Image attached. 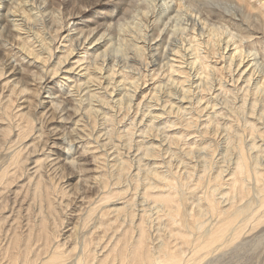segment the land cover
<instances>
[{
    "label": "rangeland",
    "instance_id": "rangeland-1",
    "mask_svg": "<svg viewBox=\"0 0 264 264\" xmlns=\"http://www.w3.org/2000/svg\"><path fill=\"white\" fill-rule=\"evenodd\" d=\"M36 1L38 2L39 0ZM182 2L183 3L180 5L178 4L177 7L185 8V10L188 12L192 9L196 15L198 12H200L203 15V17L210 19L209 23L213 24L216 28L218 27L219 29L224 31L225 34L234 33V35H236V37L234 38V40L235 39L236 40L231 41L227 47H230L231 49L234 47V45H236L235 47L237 48L236 52L235 49H233L231 51V54H234L235 52L234 55H242L243 57H245L244 61H247V64L250 66V67L248 66V73L246 74V76L241 77L237 71L232 73L233 65L231 68H229L228 62L226 63L225 60H220V57L218 55L219 51L215 50L216 47L212 46V43L211 45H209V47L210 50L212 49V51L214 52H211L209 50L207 52L206 50L202 49L203 53L201 55L204 58L210 53L207 56V59L210 61L211 65H213L216 62L213 65L215 67V71L210 76L209 79L210 82L208 80H204V82L206 81L205 82L206 84L202 82L204 86L196 90H193L191 92L186 91L187 85L185 84L182 85L183 87L179 86L174 88L175 87L174 85L177 84V82H180L181 79L177 75H172L171 70H169L170 69L169 65H167V68L169 69L168 70L167 68L165 70L163 69L164 70L163 72H162L161 64H159V66L156 65V67L158 68L149 65L147 67V64L151 59V57H149L150 52L147 49H145L143 50L144 51L142 55L143 57L140 56L138 49L136 48L137 41H129L130 38H128V36L124 37L125 35H123V37L126 39V41H124L122 38H120V35L125 34L129 26L132 27L131 26L132 21H136L137 12L134 11V8L135 10H138L137 6L138 8H141L139 5H146L149 3V0H85V1L84 0L42 1L41 0L39 7H41L43 11L41 12L42 13L41 16L37 19L41 23L43 29L48 30L47 31L48 33L46 32V36L48 35L50 36V38L52 39V44L51 41H46V42L50 43L51 45L50 52L54 55L52 56L51 60L45 64L46 67H43V69H45L44 70L45 72L41 71L42 68H40V64L36 65L32 63L34 59L32 56L30 57L26 56L29 49H31L32 47L28 44V41H23V42L15 41L14 39L16 38L14 36H11L8 32H6L5 29L3 31L2 25H4L5 27H9L10 24L3 21L4 17L0 16V264H23V263L40 264L39 262H41L42 259H44L52 250V248L55 247L56 245H60L59 250L62 249L60 251L64 252L65 254L64 264H68V263L75 264L74 261L76 260L77 252L81 250V248H84L86 251V252L84 251L85 253L82 252L83 253L82 258L87 257L86 255H88L87 257L88 259L86 258L87 260H85V262H82L83 264H102L103 262H104L103 264H135L133 262L137 258L130 256L129 250L132 252L135 251L136 247L138 246L136 240L141 236L140 235L141 230L143 231L144 236L142 237V241H143L142 247L139 248L140 251H147V250L156 251L157 246L160 245L162 241L163 242L166 241L168 244L171 243L172 245L170 244L169 246L172 249L180 245L183 246V248H185L186 246L185 244L183 245V241L180 238L174 236H179L180 234L181 236L184 235L192 236V234L194 235L195 232L197 234V230L195 228V226L198 225L197 221L205 218L204 216H201L198 217L199 219L197 218V220L195 221L193 220V218L189 217L190 211L193 210L196 206L197 209L199 203L202 204V209H205L207 207L206 193L211 188L212 189L216 188V191H214V195H216L215 199L217 198L216 199L217 201H220L219 196L222 193H224V191L226 192L229 191V188L231 186V181H229L228 183L227 182L228 180L226 181L224 179H226L227 177H229V179L231 178L232 175L231 173L235 170V166L237 163L236 157L238 158L239 155H241L240 152L241 153L243 152L245 154L247 153L251 154L254 151L249 147L252 144H249L251 142L248 141L247 138L250 139V137L252 136L251 137L252 140L251 139L250 140L252 141V143L255 144L256 142L257 144H259L261 142V141L259 142V139L264 138V130H263L264 129V118H263L264 95H262V93L258 94L255 92V90H253L255 86L254 84L256 82H258V84H261L264 79V68H263L264 67V0H183ZM1 6L2 5H0V14L2 13L1 12L2 10L4 15L6 9ZM213 6H215V8H213ZM212 8L216 12L220 13V16H216L211 11H207V9H212ZM27 9L28 8L26 7V10ZM50 12H53L52 14L54 16L57 15V20H53L51 18ZM209 13L214 14L215 16L211 15L210 18L208 16ZM109 17H113L112 19L113 24L111 25H109ZM153 17L155 18L156 16L153 15ZM39 22H37V24H39ZM72 26H76L77 28H82L85 32H88L92 28H98V29L102 28L103 30L106 26H110L109 32L111 33V35L114 36L115 41H107V43L103 47L97 48L96 50H94V48L92 49V46L87 47V49L89 50L87 51L88 54H83L84 52H81L77 55H74V57H71L70 59L71 65L68 66L73 67L75 69L77 68V70L76 71L74 70V72H79L78 74H83V71L85 72L86 71L85 68H87V66H85L87 61L85 60L90 59L91 57L90 53H92V56L94 58L95 55H102V54L108 55L113 60L118 61L116 64H119L118 65L119 67H117L116 65L114 67V69L115 68L116 69L113 70L115 71V73H118L119 75L116 81L120 83V87L123 88V92H121V94H126V93L133 94V92L128 90H132L136 85H138V89L134 93L135 97L133 96L134 97L133 102L135 104L133 102H132L133 104L132 103L130 104L129 100L128 102H125L123 104L119 103V101L116 100L112 102L110 97L111 86L110 85L106 86L107 89H105L106 87L104 85H101L100 87L99 86L95 87L94 85H98L97 83L99 80L98 78L96 79L92 76L94 74H92L91 73L92 71L90 70L87 71L88 77L86 78H83L84 75H81L80 77L71 76V79L70 77H68L69 78L68 79L67 77H63L62 75L58 76L57 73V75L55 74L53 76L54 80L53 81L50 80V78H52L51 71L54 69L55 60L60 55H63L60 54V52L63 51L61 50L62 47H65V49L68 48L70 41H68L67 37L65 38V36L70 32H67L66 30L67 28L71 29V33H72L73 31ZM246 27H251V29ZM215 30L214 32L216 33L217 30L216 31ZM219 35H220L219 33L216 34L214 38H218ZM244 36L245 38H248L246 42L242 41ZM241 37L242 39L241 41H239L238 39H240ZM139 42L140 41H138L137 45H141V42L140 43ZM232 42H234V45L232 44ZM158 43L159 41H149V44H151V47L154 50L153 51L154 53L155 52L157 53L160 48H161L160 49L161 52L164 51L165 48L164 44L166 42L163 41L159 43L161 45H157ZM239 44L242 46V49ZM105 47L107 48L105 49ZM79 51H83V50L80 49ZM160 51L157 53V55L160 54ZM245 51L246 53H244ZM216 52L217 54L214 55V53ZM132 53L135 54L133 55ZM136 53L138 55H136ZM227 54H230V51ZM231 54L230 57L232 56ZM255 55L256 56L258 55L259 57L258 56L256 57ZM83 56L87 58H85V60H80L79 58ZM130 56H135V57L138 56L140 57V59L142 58L141 59L142 64L137 65L126 60V58ZM145 56L149 58L147 59L145 58ZM92 58L89 61L90 65H88L91 70L94 67L97 68V65L100 61L99 59L97 63L96 60L98 59L95 60L94 58L93 59ZM250 59L252 64L249 62ZM36 63H39V60L38 61L36 60ZM80 63L83 64L81 65ZM137 67L138 69H136ZM254 67L256 70L251 72L252 71L251 69H253ZM79 68L80 70H78ZM117 69H119L120 71ZM229 69L232 70L230 71ZM135 71L137 72L135 73ZM249 72L251 73L249 74ZM107 74L110 76L111 72H108ZM175 74H177V72ZM125 76L126 78H123ZM95 77H97L96 74ZM89 78L95 79V81L92 82L88 81ZM135 78H137L136 81ZM232 78L234 82L231 81ZM57 79H59V82ZM128 79L129 81H127ZM247 80H250L251 81L250 83L252 84L250 83L248 84L246 82ZM55 81H57L58 83ZM212 81L214 82L216 81L215 84L212 85V83H214ZM61 83L63 87L57 85ZM156 84L157 85L161 84L163 87L161 86L159 93L160 95L153 97L152 96L153 89L154 91H159V89H155ZM247 85L249 86V90L246 93L244 87ZM150 86H154V87H150ZM139 87L143 88L144 90ZM203 87L204 89L211 90L213 96H215L214 94L215 92L213 93L212 89H214V87L218 88L219 89L218 95L220 94L219 96L221 97L217 96L218 98V99L216 98L217 100L214 97L210 98V94L206 95L208 92H206L203 89ZM210 87H212V89H210ZM147 89L148 91L151 89L150 93L151 92L152 93L150 94L147 91ZM89 90L90 91L92 90L91 92L93 93H91ZM200 90L202 94L200 93ZM146 91L148 92L147 96H145L147 93ZM231 91H233L234 93ZM87 92H90V94L89 93L87 94ZM229 92H231V94L233 93L234 95L228 97L226 96L225 98V95H227L225 93H229ZM236 92H239L240 96ZM187 93L189 94L186 96ZM198 93L200 94L198 95ZM69 94L71 95L72 98L69 96ZM53 95L55 96V98L52 97ZM179 95L181 98L183 97L188 101L189 104H185L187 105V107L190 108L194 107L195 109V110L194 109L185 110V105L184 107H179V109L181 108L180 115L182 114L181 115L182 118L180 115H177V112L179 114V111H176V109H178V106L176 107L173 106L174 107L173 110L170 107L169 109L171 110H169L168 109L169 106H156L154 103L149 104V102H146L150 97L156 100L157 99L156 97H160V96L163 97V99L160 100H165V99L168 100L169 98L168 101H173L174 99L172 98L176 96L178 97ZM237 95L239 96L238 101L240 103L237 101V98H235ZM57 97H62V98H57ZM61 99H64L65 102L68 99L67 101L69 102V104H72V102H77L80 99L78 101L79 104L76 106L77 114L79 117H76L77 114L75 116L74 115L70 116L69 114V117H71L69 121L67 122L65 120L63 121L62 118L66 116L67 113L61 115L63 111L59 112L60 108H57L55 107V105H53L54 102ZM193 99L196 100L194 101ZM242 100L244 101V103ZM142 101L143 103H140ZM198 101H201V108L198 105ZM208 102L213 107L212 110L209 109L211 108V106L208 104ZM226 102H228L229 104L228 103L226 104ZM143 104H146V106H144ZM241 104H246L245 106L246 109H243L240 106ZM252 104L255 105L254 107L255 109H258L255 110L257 112L254 111V113H252V111L249 110L250 108L253 107ZM130 105L132 107H130ZM206 105L209 108H207ZM125 107L127 109H125ZM235 108L238 109L237 110L238 112L236 111ZM142 109L144 110V112L141 111ZM220 109L222 111H220ZM247 109L249 110L248 112H251L248 113V116L249 115L251 117L254 116L257 119V121L254 117H253L254 120H252V118L250 117L247 118L246 116L245 119L247 123H242L245 122L243 120L244 118L242 117L247 115L243 111H246ZM158 111L161 114L159 115V117L161 118L163 117L162 119L159 117L158 119L155 118L154 114L158 113ZM168 111L170 114L169 113L167 114ZM184 113L186 114V119L184 118L185 117ZM106 114H108L109 116ZM166 114L169 120L166 119ZM171 114L172 116L169 117ZM190 114L191 115L193 114V116H191ZM102 115H104L105 117ZM143 115L146 116L145 118L148 117L147 118L148 120L145 119ZM91 116H93L94 118H92ZM207 116L209 117L207 118ZM178 117H180L182 120L179 119ZM216 117H218L219 120ZM227 117H228V122H227ZM175 118L178 119L180 122L175 120ZM190 118L191 120L189 124ZM194 118L197 121H195ZM153 119L156 120L153 121ZM164 119L167 120V123L168 121L170 123L167 124L166 120ZM84 120L87 123H85ZM174 120L175 122L173 123ZM75 121L78 122L79 124L78 123L74 124ZM149 121L151 123H149ZM155 121L162 126L158 125ZM184 121H186V123L188 122L187 123L188 126L186 123H184ZM140 122L142 123L141 125ZM154 122L156 123V125ZM206 122L207 123L209 122L208 125ZM219 122H221L222 124ZM240 122L242 123L241 125L244 126H241ZM136 123L140 128L136 125ZM164 123H166L169 127L167 128L166 124ZM179 123H181V125H178ZM217 123L220 124V126ZM191 124H193V127H191L192 126ZM225 124H227V126H225ZM183 125L186 128V130L183 127ZM222 125L224 126V128H222L223 127ZM261 126H263L262 129ZM79 127H80V131H79ZM82 127L86 131L83 130ZM127 127L129 128L127 129ZM207 127H209L210 129L214 128L213 130H217V133L215 134L214 132L216 131H212L214 133V134L212 133L213 135L211 134V132H208L207 135L205 130H202ZM218 127H220V130L223 133L221 131L218 132L219 129ZM129 129L131 130L129 131ZM136 129L139 130L136 131ZM143 130L145 131L143 134L144 136H141ZM178 131L182 134V138L181 135L178 133ZM164 132H166L167 134L168 132L174 133V134L170 133L171 136H173V138L170 137L169 142H168L169 136L166 137V134H164ZM86 133H88V135ZM138 133L140 135V138L138 137L139 135H137ZM155 134L156 135L158 134L156 136L158 139L155 137ZM200 134L202 138L200 137ZM202 134L204 135V137ZM79 136L82 137L79 138ZM162 137H164L165 140H163ZM175 137L178 139H176ZM214 137H217V139ZM222 137L223 139H220ZM95 139L96 140L99 139L98 142ZM138 139H140L139 142L137 141V143H134ZM199 139H202V141L204 142L202 143L201 140L199 141ZM211 139H214V141ZM224 139L227 140L229 144ZM150 140L152 142L156 140L158 143H156L155 141L154 145L157 144L156 146L158 147L154 146ZM243 140L244 142L248 141V143L247 142L244 143ZM197 141L198 143H201V145L197 144ZM218 141L222 144L223 149ZM69 142H71L70 143L71 145L67 144ZM215 142H218V144H215ZM225 142L228 145H226ZM138 143L140 145H136ZM150 144L154 148L151 147ZM202 144L207 145L206 148L203 149ZM232 144L233 145L236 144V145L233 146ZM198 145H200L199 146L200 148L198 147ZM212 145L213 147H211ZM216 145L218 147H216ZM190 146L191 149L193 148L192 150L188 149V147ZM237 146L239 150L237 149ZM167 147H169L170 149H168ZM208 147H211V149ZM228 147H230L229 149L231 148L234 149H231L232 151H230L229 149H227ZM146 148H151L153 150H151L147 155L145 153L147 150ZM225 148L228 151H226ZM206 149L207 151L204 152V150ZM215 149L218 154H216ZM209 150L211 151L208 153ZM233 150H235V152H233ZM257 150L259 151V154H262L261 152L264 153V149L262 148ZM200 151L202 152V154L205 153L206 154L202 156L200 154ZM141 153L143 154V156ZM144 154H145V158H144ZM209 154L210 155L212 154V156L210 157ZM200 155L201 158L199 157ZM214 155L216 157H214ZM212 157H214V159ZM262 157H264L263 154ZM234 158L236 159V161ZM181 160L183 161V163L181 162ZM215 160L218 161V164L215 163L217 162ZM146 161H147V165H145ZM176 162H178L179 164ZM116 164L119 167H117ZM229 165H231L233 168ZM223 166H225V168ZM221 167H223L224 169ZM217 169L219 171H217ZM225 170H227L226 171L227 173L226 174L225 172L223 173L225 174V177L221 179L220 185L219 186L213 185L215 184L213 181L214 177L218 174V172L221 173L222 171ZM164 171L167 173H165ZM119 172L122 173L123 175L119 174ZM155 172L159 175H163L166 177L168 176L167 181L163 182L162 180H158L156 178ZM211 175H213L214 177ZM103 181L105 184L102 183ZM142 181L143 183H141ZM150 181L152 183H150ZM170 182L172 183V185ZM149 183L151 184V186H154V188L152 189L153 191L147 190V186L148 185L150 186ZM177 183L180 185V187ZM156 184L159 185V187H156L157 186ZM175 185L177 188L175 187ZM212 185L213 187H211ZM171 186L172 188L173 187L174 188L172 189ZM203 188L204 190H202ZM184 189L185 192H187L185 194L183 193ZM205 189H207V191ZM192 190L194 191V194ZM138 193L140 194V196ZM150 193L151 195H149ZM160 196H167V197L176 196L177 201H173V202L180 206L181 211L183 208L182 211L183 215L180 214L182 218H180V216L179 217L177 216L178 213H175L173 215L169 214L167 208H165V205L162 204L161 206V204L159 203L160 201H157V199H159ZM179 198L181 200H179ZM197 201H199V203ZM227 201H230L228 197H227ZM184 204L185 206H182ZM156 205L159 208L156 207ZM227 206L228 205H226L225 207ZM161 207H163L164 209ZM186 208L189 210H187ZM184 210H187L188 212H185ZM128 214L135 215V216L132 215V217H130L131 219L133 218L131 221H129L130 219L128 217ZM185 217L186 219H184ZM149 218L150 220H148ZM152 218H154V220ZM170 218H173L174 220ZM261 219L260 220L256 219L258 221H256L254 218L249 219L245 227L241 229V231L244 230L245 233L242 231L240 235L241 238L242 237L243 238L246 237V238L241 239L239 237L240 240L238 238L236 240L237 242L235 241L236 244L235 242L231 243V245L229 244L228 246H226L227 249L225 247L220 248L221 250L219 249L216 251L218 252L217 254L219 255V257L220 255H224V254L225 256L214 262L206 259V262L205 260L203 261L204 264H231V263L232 264H243V263L264 264V240H261L262 236L264 237L263 235L264 229L261 230V228L264 227L263 224L264 218L262 220ZM178 220L179 223H177ZM239 220L240 221L237 220L233 224L236 227V229L238 228L237 226L243 225L245 223V220L243 222L241 217L239 218ZM136 221H138V223ZM212 221L214 222L213 217L209 219L210 224L212 223ZM215 222H216V218H215ZM163 223L166 224L168 227H166V225H163ZM188 224L191 229L193 228V230H191L188 227ZM210 224L208 223V225ZM206 227L202 228L201 230L202 233L206 231ZM178 228H180L182 231L180 232L179 230H177ZM75 229L76 231L78 229L80 230L77 231L79 235L78 233L74 234ZM178 231L180 232V234ZM173 233H177V234H173ZM75 236L77 237L75 238ZM172 236L174 237V239ZM75 240L77 242L79 241L80 244L77 243ZM127 240L128 241L131 240L134 244L131 241L127 242ZM177 241L180 242V245ZM176 242L178 244H175ZM246 242H247V246L245 245ZM125 243L126 244L128 243L131 247H128L129 248L128 249L127 246L129 245L128 244L125 245ZM240 243L244 245L243 246L241 244L243 248L241 247ZM131 244L136 247L133 248ZM75 246L78 247L76 250L77 252L74 251L73 249ZM187 246L189 245L187 244ZM151 247L154 249H152ZM249 247L250 249H248ZM69 248L71 249V252ZM223 248H225L226 250ZM120 255H126V258L122 260L120 258ZM68 256L70 257L68 258ZM105 256L106 257L109 256L107 260H105L106 259ZM70 258H72L73 261ZM223 258H225V260ZM102 259H104V261L100 262ZM221 259H223L224 261H222Z\"/></svg>",
    "mask_w": 264,
    "mask_h": 264
},
{
    "label": "bare ground",
    "instance_id": "bare-ground-1",
    "mask_svg": "<svg viewBox=\"0 0 264 264\" xmlns=\"http://www.w3.org/2000/svg\"><path fill=\"white\" fill-rule=\"evenodd\" d=\"M40 1L41 0H39L38 2L36 1V0H0V5H2L1 7H3V8H5L6 9V11H5V13H4V15H3V11L1 10V14H0V16H3L4 17V20L3 21H5L6 23H9L10 24V26L9 27H5L4 25H2V29H3V31H4V29L6 30V32H8L11 36H14L16 39H14L15 41H28V44L30 45V46H32L31 47V49H29V51H28V53H27V57L29 56H32L33 58V61H32V63H34V64H40V68H42V72H45L44 70L45 69H43V67H46V63L47 62H49L50 60H51V58H52V56H54L51 52H50V47H51V45H50V43H47L46 41H51V44H52V39L50 38V36L48 35V36H46V32L48 31V30H44L43 29V27H42V25H41V23L39 22V20L37 19V18H39L40 16H41V12L43 11L42 9H41V7H39V5H40ZM42 1H44V0H42ZM85 1V0H84ZM183 0H149V3L148 4H146V5H139L141 8H138V6H137V9L138 10H135V8H134V11H136L137 12V16H136V21H132L131 22V26L132 27H130L129 26V28H128V30H127V32L125 33V34H121L120 35V38H122L124 41H126V39L124 38V37H126V36H128V38H130L129 39V41H137V43H138V41H140L141 42V45H137V43H136V48L138 49V52H139V55L140 56H142L143 55V53H144V51L143 50H145V49H147L149 52H150V55H149V57H151V59H150V61H149V63L147 64V67H148V65L149 66H154V67H156V65H158L159 66V64H161V68H162V72L167 68V65H169V68H167V70L169 69V70H171V72H172V75H177V76H179L180 77V82H177V84H175L174 86V88H176V87H179V86H181V87H183L182 85H187V92H191V91H193V90H196V89H198V88H200V87H202V86H204L203 84H202V82L204 83V84H206L205 82H204V80H208L209 81V79H210V76H211V74L215 71V67L213 66V65H211L210 64V61L207 59V56L210 54H208L207 56H205L204 58L202 57V53H203V51H202V49H204V50H206L207 52H208V50L209 51H211V52H214V51H212V49L210 50V47H209V45H211V43H212V46H214V47H216V49L215 50H217V51H219L218 52V55H219V57H220V60H225V62L227 63L228 62V66H229V68H231L232 67V65H233V72L232 73H234L235 71H237L239 74H240V76L241 77H244V76H246V74L248 73V64H247V61H244L245 60V57H243L242 55H234L235 54V52H236V49L237 48H235L236 47V45H234V42H232V44L234 45V47L233 48H231L230 49V47H227L229 44H230V42L231 41H235L234 40V38L236 37V35H234V33H229V34H225V32L224 31H222L221 29H219L218 27L216 28L213 24H211V23H209V18H206V17H203V15L200 13V12H198L197 13V15L194 13V11L191 9L189 12L188 11H186L185 10V8H180V7H177V5L179 4H182L183 2H182ZM146 2V1H145ZM84 3V2H83ZM135 6H136V4H135ZM134 6V7H135ZM26 7L28 8L27 10H26ZM213 8H215V6H213ZM207 9V11H211L212 13H214L216 16H220V13H218V12H216L214 9ZM217 8V7H216ZM217 10H219V9H217ZM133 11V10H132ZM197 12V11H196ZM53 12H50V15H51V18L53 19V20H57V15L56 16H54L53 14H52ZM134 13V12H133ZM72 14V13H71ZM214 14H211V13H209V17L211 18V15H214ZM153 15H155L156 17L154 18L153 17ZM214 15V16H215ZM228 15V14H227ZM33 17V18H32ZM112 19H113V17H109V25H111V24H113V22H112ZM37 22H39V24H37ZM108 23V22H107ZM73 27V31H72V33H71V29H68L67 28V32H70L69 34H67L66 36H65V38L67 37V39H68V41H70V43H69V45H68V48H66L65 49V47H62V49L61 50H63V51H61L60 52V54H63V55H60L59 57H57V59L55 60V62H54V69L51 71V73H52V75H51V77L52 78H50V80L51 81H53L54 79H53V76L56 74L57 75V73H58V76L59 75H62L63 77H70V79H71V76H77V77H80L81 75H84L83 76V78H86V77H88V75H87V71L88 70H90V71H92L91 73L92 74H94V75H92L94 78H98V85H94L95 87L96 86H101V85H104L105 87L106 86H108V85H110L111 86V91H110V97H111V101L113 102V101H119V103H121V104H123V103H125V102H128V100H129V103L131 104L133 101H134V93L136 92V90L138 89V85H136L135 87H134V89H132V90H128V91H131V92H133V94L131 93H126V94H121V92H123V88H121L120 87V83H118L116 80H117V78L119 77V75H118V73H115V69H114V67L117 65V67H119L118 65L119 64H116L118 61H116V60H113L111 57H109L108 55H104V54H102V55H95V58L92 56V53H90V55H91V57H90V59L89 60H85V58H87V57H81V58H79L80 60H85V61H87V63H86V65L85 66H87V68H85L86 69V71L84 72L83 71V74H78L79 72H74V70L76 71L77 70V68L75 69V68H73V67H69L68 65H71V63H70V59H71V57H74V55H77V54H79V53H81V52H84L83 54H88V52L87 51H89L88 49H87V47H89V46H92V49L94 48V50H96L97 48H100V47H103L106 43H107V41H115V39H114V36L113 35H111V33L109 32V27L110 26H106L103 30H102V28H100V29H98V28H92V29H90L88 32H85L82 28H77L76 26H72ZM215 28H216V30H215ZM246 28H250L251 29V27H246ZM214 30L216 31V33L214 32ZM221 30V31H220ZM22 33V35H21V33ZM48 33V32H47ZM220 34L219 35V37L218 38H214V36H216V34ZM123 35H125L124 37H123ZM254 35V34H253ZM221 36V37H220ZM250 36V35H249ZM256 36V35H255ZM246 37H248V36H246ZM251 37V36H250ZM252 37H254V36H252ZM241 39H242V37L240 38V39H238L239 41H241ZM247 39L248 38H245V36H244V38H243V42L245 41H247ZM252 40V39H251ZM31 41V42H30ZM42 41H45V42H42ZM149 41H159V43H161V42H163V41H165L166 43L164 44V51L163 52H161L160 51V49H159V51H160V54L159 55H157V53L159 52H153L154 50H153V48L151 47V44H149ZM139 42V43H140ZM112 43V42H111ZM157 44V45H161V44ZM94 44V45H93ZM130 44V43H129ZM133 44V43H132ZM241 44V43H240ZM239 44V45H240ZM134 45H135V43H134ZM154 45H155V42H154ZM21 46V45H20ZM27 46V45H26ZM25 46V47H26ZM146 46H147V48H146ZM22 47V46H21ZM130 47H131V45H130ZM133 47V46H132ZM160 47V46H159ZM239 47V46H238ZM240 47H241V49H242V46L240 45ZM243 47H245V46H243ZM28 48H30V47H28ZM57 48V47H56ZM107 47H105V49H106ZM156 48V47H155ZM163 48V47H162ZM17 49H19V48H17ZM83 50V51H79V50ZM150 49V50H149ZM157 49V50H158ZM233 49H235V52H234V54H231V51L233 50ZM93 50V51H94ZM123 50V49H122ZM146 50V51H147ZM156 50V49H155ZM92 51V52H93ZM118 51V50H117ZM230 51V54L232 55L231 57H230V54H227L228 52ZM244 51V50H243ZM257 51V50H256ZM26 52V51H25ZM132 52H135V51H132ZM137 52V51H136ZM23 53V52H22ZM148 53V52H147ZM146 53V54H147ZM233 53V52H232ZM244 53H246V51L244 52ZM248 53V52H247ZM43 54H45V55H43ZM133 54V53H132ZM135 54V53H134ZM133 54V55H134ZM215 54H217V52L216 53H214V55ZM227 54V55H226ZM258 54H260V53H258ZM136 55H138L137 53H136ZM135 55V56H136ZM217 55V56H218ZM249 55V54H248ZM25 56V57H26ZM135 56H130V57H127L126 58V60H128L129 62H132L133 64H137V65H139V64H142V58L140 59V57H135ZM256 56V55H255ZM258 56V55H257ZM256 56V57H257ZM94 58L95 60L96 59H98V60H96V62L98 63V61H99V59H100V61H99V63H98V65H97V68H92V70L89 68V66L88 65H90L89 63V61L91 60V58ZM143 57V56H142ZM148 57V58H149ZM249 57V56H248ZM259 57V56H258ZM36 58V59H35ZM92 58V59H93ZM145 58H147L146 56H145ZM147 58V59H148ZM254 58V57H253ZM211 59V58H210ZM36 60L38 61L39 60V63H36ZM53 60V59H52ZM217 60H219V59H217ZM254 60V59H253ZM94 61V60H93ZM144 61H145V59H144ZM213 61V60H212ZM211 61V62H212ZM216 61V60H215ZM259 61V60H258ZM120 62V61H119ZM251 64H252V62H251V59H250V61H249ZM94 63V62H93ZM81 64V63H80ZM83 64V63H82ZM81 64V65H82ZM125 64V63H124ZM132 64V65H133ZM45 65V66H44ZM66 65H67V67H66ZM126 65V64H125ZM146 65V64H145ZM260 65V64H259ZM99 66V67H98ZM121 66V65H120ZM223 66V65H222ZM255 66V65H254ZM261 66V65H260ZM259 66V67H260ZM69 67V68H68ZM84 67V66H83ZM142 67V66H141ZM146 67V68H147ZM250 67V66H249ZM125 68V67H124ZM156 68H158V67H156ZM160 68V67H159ZM224 68V67H223ZM235 68V69H234ZM264 68V67H263ZM114 69V70H113ZM120 69V68H119ZM119 69H117V70H119ZM122 69V68H121ZM129 69V68H128ZM136 69H138V67L136 68ZM135 69V70H136ZM142 69V68H141ZM148 69V68H147ZM164 69V70H163ZM198 69H200V70H198ZM250 69V68H249ZM78 70H80V68L78 69ZM140 70V69H139ZM146 70V69H145ZM152 70V69H151ZM230 70V69H229ZM232 70V69H231ZM230 70V71H231ZM252 71L251 72H253V71H255L256 69H255V67L253 68V69H251ZM257 70H258V68H257ZM120 71V70H119ZM158 71V70H157ZM108 72H111V74H110V76L107 74ZM127 72V71H126ZM134 72V71H133ZM137 71H135V73H136ZM147 72H148V70H147ZM147 72H146V74H147ZM166 72V71H165ZM177 72V74H175ZM216 72H217V70H216ZM227 72V71H226ZM251 72H249V74L251 73ZM261 72V71H260ZM139 73V72H138ZM167 73V72H166ZM170 73V72H169ZM219 73V72H218ZM69 74H72V75H69ZM85 74H86V76H85ZM95 74L97 75V77H95ZM141 74V73H140ZM156 74V73H155ZM162 74V73H161ZM228 74V73H227ZM226 74V75H227ZM248 74V75H249ZM257 74V73H256ZM115 75V76H114ZM127 75V74H126ZM247 75V76H248ZM258 75H259V73H258ZM145 76V75H144ZM158 76V75H157ZM217 76V75H216ZM234 76V75H233ZM57 77V76H56ZM128 77V76H127ZM136 77H138V76H136ZM147 77V76H146ZM145 77V78H146ZM174 77V76H173ZM221 77H222V75H221ZM226 77V76H225ZM67 78H65V79H67ZM123 78H126V76L125 77H123ZM144 78V77H143ZM229 78H231V77H229ZM234 78V77H233ZM233 78H232V82H234L233 81ZM69 79V78H68ZM136 79L137 78H135V81H136ZM166 79H168V78H166ZM165 79V80H166ZM216 79H218V78H216ZM238 79V78H237ZM252 79V78H251ZM263 79V78H262ZM58 80V82H59V79H57ZM85 80V79H84ZM139 80H140V78H139ZM153 80V79H152ZM159 80V79H158ZM215 80V79H214ZM235 80V79H234ZM83 81V80H82ZM88 81H95V79H88ZM127 81H129V79L127 80ZM138 81V80H137ZM145 81V80H144ZM167 81V80H166ZM220 81V80H219ZM255 81V80H254ZM55 82H57V81H55ZM57 82V83H58ZM84 82V81H83ZM109 82H110V84H109ZM139 82V81H138ZM154 82V81H153ZM159 82V81H158ZM163 82V81H162ZM210 82V81H209ZM212 82H214V81H212ZM216 82V81H215ZM215 82L214 83H212V85L213 84H215ZM248 84L251 82L250 80H247L246 81ZM64 83V82H63ZM87 83V82H86ZM131 83V82H130ZM176 83V82H175ZM223 83V82H222ZM77 84V83H76ZM89 84V83H88ZM226 84V83H225ZM250 84H252V83H250ZM57 85H59V86H61V87H63V85H62V83L61 84H57ZM168 85V84H167ZM208 85H209V83H208ZM224 85V84H223ZM240 85V84H239ZM255 86H254V89L253 90H255V92L256 93H262V95H264V79H263V81H262V83L261 84H258V82H256L255 84H254ZM73 86V85H72ZM161 84H156V88L155 89H159V91H154V89H153V94H152V96L153 97H155V96H157V95H160L159 93H160V89H161ZM205 86H207V85H205ZM86 87H87V85H86ZM150 87H154V86H150ZM163 87V86H162ZM252 87H253V85H252ZM71 88V87H70ZM84 88H85V86H84ZM139 88H141V87H139ZM173 88V87H172ZM245 88V91H246V93L248 92V90H249V86L247 85V86H245L244 87ZM80 89V88H79ZM92 89V88H91ZM105 89H107V87L105 88ZM125 89V88H124ZM141 89H143V88H141ZM167 89H168V87H167ZM185 89V88H184ZM202 89V88H201ZM203 89H204V87H203ZM202 89V90H203ZM210 89H212V87H210ZM238 89V88H237ZM74 90V89H73ZM144 90V89H143ZM151 90V89H150ZM150 90L148 91V89H147V91L150 93ZM175 90H177V89H175ZM206 92H208L206 95H208V94H210V98H212V97H214L215 99L217 98V96H219L218 95V92H219V89L218 88H215L214 87V89H212L213 90V93L215 94V96H213L212 95V92H211V90H208V89H204ZM90 91V90H89ZM92 91V90H91ZM90 91V92H91ZM95 91H97V90H95ZM127 91V92H128ZM146 91V92H147ZM162 91V90H161ZM185 91V92H186ZM198 91V90H197ZM223 91V90H222ZM76 92V91H75ZM79 92H80V90H79ZM90 92H87V94L89 93L90 94ZM148 92L146 93V95L145 96H147L148 95ZM151 92V93H152ZM166 92V91H165ZM231 92H233V91H231ZM231 92H229V93H225V94H227V95H225V98H226V96L228 97V96H232V95H234L233 93L231 94ZM91 93H93V92H91ZM139 93V92H138ZM150 93V94H151ZM173 93V92H172ZM200 93H201V90H200ZM200 93H198V95L200 94ZM236 93H238V95L240 96V94H239V92H236ZM53 94V93H52ZM51 94V95H52ZM99 94H101V93H99ZM143 94V93H142ZM169 94V93H168ZM179 94V93H178ZM189 93H187L186 94V96L188 95ZM202 94V93H201ZM60 95V94H59ZM86 95V94H85ZM104 95V94H103ZM140 95V94H139ZM138 95V96H139ZM144 95V94H143ZM166 95V94H165ZM181 95V94H180ZM180 95L177 97H174V98H172V99H174L173 101H168L169 100V98H168V100H160V99H163V97L162 96H160V97H156L157 99L155 100L154 98H152V97H150L149 99H148V101H146V102H149V104L150 103H154L156 106H169L168 107V109L171 107L172 108V110L174 109V107L173 106H178V109H179V107H184V105L185 104H189L188 103V101L186 100V99H184L183 97L181 98L180 97ZM221 95H223V94H221ZM237 95V96H238ZM69 96L71 97V95L69 94ZM100 96V95H99ZM98 96V97H99ZM134 96V97H133ZM151 96V95H150ZM167 96V95H166ZM169 96V95H168ZM202 96V95H201ZM235 97V98H237V101H238V98H239V96L238 97ZM250 96V95H249ZM50 97V96H49ZM53 98H55V96L53 95L52 96ZM65 97V96H64ZM75 97V96H74ZM77 97H79V96H77ZM93 97V96H92ZM219 97H221V96H219ZM223 97V96H222ZM242 97H243V95H242ZM247 97V96H246ZM251 97V96H250ZM249 97V98H250ZM260 97H261V95H260ZM57 98H62V97H57ZM57 98H56V100H57ZM72 98V97H71ZM84 98H86V97H84ZM136 98H137V96H136ZM165 98V97H164ZM198 98H199V96H198ZM204 98V97H203ZM234 98V99H235ZM248 98V99H249ZM52 99V98H51ZM68 99H69V97H68ZM67 99V100H68ZM108 99V98H107ZM110 99V98H109ZM145 99V98H144ZM197 99V98H196ZM196 99H193L194 101L196 100ZM201 99V98H200ZM218 99V98H217ZM216 99V100H217ZM222 99V98H221ZM253 99V98H252ZM251 99V100H252ZM55 100V99H54ZM66 100V102L64 101V99H61V100H58V101H56V102H54L53 103V105H55V107H57V108H60V110H59V112L60 111H63V113L61 114V115H64V114H66L67 113V115L66 116H62L63 118H62V120L64 121H69V119L71 118V117H69V114H70V116H72V115H76L77 114V108H76V106L79 104V100L77 101V102H72L71 100V102H72V104H69V102ZM77 100V99H76ZM89 100V99H88ZM87 100V101H88ZM202 100V99H201ZM212 100V99H211ZM219 100H220V98H219ZM103 101H104V99H103ZM140 101V100H139ZM193 101V102H194ZM213 101V100H212ZM243 101V100H242ZM51 102H53V101H51ZM50 102V103H51ZM106 102V101H105ZM110 102V101H109ZM146 102H144V103H146ZM161 102V103H160ZM205 102V101H204ZM214 102H215V100H214ZM217 102V101H216ZM222 102V101H221ZM239 102V101H238ZM246 102V101H245ZM90 103H92V102H90ZM134 103V102H133ZM132 103V104H133ZM140 103H143V101L142 102H140ZM139 103V104H140ZM160 103V104H159ZM206 103V102H205ZM228 102H226V104H227ZM229 103H230V101H229ZM228 103V104H229ZM237 103V102H236ZM240 103V102H239ZM243 103H244V101H243ZM248 103V102H247ZM251 103H253V102H251ZM117 104V103H116ZM135 104V103H134ZM208 104H209V102H208ZM223 104V103H222ZM235 104V103H234ZM250 104V103H249ZM264 104V103H263ZM51 105V104H50ZM114 105V104H113ZM144 106H146V104H143ZM198 105H199V107L201 108V101H198ZM210 105V104H209ZM225 105V104H224ZM253 105V104H252ZM252 105H251V107H252ZM97 106V105H96ZM129 106V105H128ZM139 106H141V105H139ZM147 106H148V103H147ZM190 106V105H189ZM197 106V105H196ZM207 106V105H206ZM206 106H204V107H206ZM211 106V105H210ZM214 106V105H213ZM220 106V105H219ZM226 106H228V105H226ZM225 106V107H226ZM243 109H246L245 108V106H246V104H241L240 105ZM130 107H132L131 105H130ZM136 107V106H135ZM193 107V106H192ZM255 107V105H253V107L252 108H250L249 110H251L252 111V113H254V111L255 110H258V109H255L254 108ZM137 108V107H136ZM142 108V107H141ZM149 108V107H148ZM147 108V109H148ZM154 108V107H153ZM167 108V107H166ZM207 108H209L208 106H207ZM212 106H211V108H209V109H211L212 110ZM241 108V109H242ZM91 109V108H90ZM96 109H98V108H96ZM105 109V108H104ZM103 109V110H104ZM119 109H120V107H119ZM125 109H127L126 107H125ZM157 109V108H156ZM178 109H176V111H179V114H178V112H177V115H180V110H181V108L178 110ZM193 110L194 109V107L193 108H190V107H187V105H185V110ZM199 109V108H198ZM222 109V108H221ZM220 109V111H222ZM227 109V108H226ZM236 109V108H235ZM92 110V109H91ZM102 110V111H103ZM118 110V109H117ZM116 110V111H117ZM121 110H123V109H121ZM136 110V109H135ZM138 110V109H137ZM165 110V109H164ZM169 110H171V109H169ZM195 110V109H194ZM219 110V109H218ZM224 110V109H223ZM238 109H236V111H237ZM248 109L246 110V111H243L244 113H246L247 115H245L244 117H242V118H244L243 120L245 121V122H242V123H247L246 122V119H245V117L247 116V118H252V120H254V118L253 117H251L250 115L248 116V113H251V112H248L249 111ZM260 110V109H259ZM263 110H264V108H263ZM262 110V111H263ZM98 111V110H97ZM120 111V110H119ZM126 111H128V110H126ZM133 111V110H132ZM141 111H143L144 112V110L142 109ZM166 111H167V109H166ZM206 111H208V110H206ZM72 112V113H71ZM80 112V111H79ZM78 112V113H79ZM106 112V111H105ZM149 112H150V110H149ZM163 112V111H162ZM195 112V111H194ZM205 112V111H204ZM212 112V111H211ZM214 112V111H213ZM218 112V111H217ZM238 112V111H237ZM255 112H257V111H255ZM259 112H261V111H259ZM83 113V112H82ZM82 113H81V115H82ZM147 113V112H146ZM153 113V112H152ZM169 113V111L167 112V114ZM172 113V112H171ZM232 113V112H231ZM240 113V112H239ZM263 113H264V111H263ZM80 114V113H79ZM96 114V113H95ZM140 114H141V112H140ZM145 114V113H144ZM165 114V113H164ZM167 114H166V119H168L169 120V118L167 117ZM170 114V113H169ZM208 114V113H207ZM220 114V113H219ZM228 114V113H227ZM106 115H108V114H106ZM147 115V114H146ZM159 115H161L160 113H159V111H158V113H156V114H154V116H155V118L156 119H158V117H159ZM174 115V114H173ZM182 115V114H181ZM180 115V116H181ZM184 115H185V119H186V114L184 113ZM183 115V116H184ZM188 115V114H187ZM191 115V114H190ZM210 115H213V114H210ZM224 115V114H223ZM239 115V114H238ZM73 116V117H74ZM102 116H104V115H102ZM109 116V115H108ZM113 116V115H112ZM135 116H136V113H135ZM138 116V115H137ZM144 116V115H143ZM153 116V117H154ZM172 116V114L169 116V117H171ZM176 116V115H175ZM174 116V117H175ZM191 116H193V114L191 115ZM216 116V115H215ZM214 116V117H215ZM222 116V115H221ZM226 116V115H225ZM260 116V115H259ZM258 116V117H259ZM76 117H79L78 116V114H77V116ZM92 118H94L93 116H91ZM105 117V116H104ZM111 117V116H110ZM116 117H117V115H116ZM141 117H142V115H141ZM146 116H144V118H145ZM173 117V118H174ZM209 116H207V118H208ZM213 117V118H214ZM262 117V116H261ZM99 118V117H98ZM103 118V117H102ZM123 118V117H122ZM148 118V117H147ZM147 118H145V119H147ZM152 118V117H151ZM159 118H161V117H159ZM163 118V117H162ZM161 118V119H162ZM177 118V117H176ZM175 118V120H177V121H179L178 119H176ZM179 119H181L182 118V116H181V118L180 117H178ZM192 118V117H191ZM191 118L189 119V124H190V120H191ZM212 118V117H211ZM217 119H218V117H216ZM215 118V119H216ZM260 118V117H259ZM264 118V117H263ZM110 119V118H109ZM117 119V118H116ZM125 119H127V118H125ZM144 119V120H145ZM149 119H150V117H149ZM156 119H153V121L154 120H156ZM160 119V120H161ZM166 119H164V120H166ZM226 119V118H225ZM224 119V120H225ZM231 119V118H230ZM256 119V118H255ZM93 120V119H92ZM135 120H137V119H135ZM139 120H141V119H139ZM148 120V119H147ZM173 120V119H172ZM171 120V121H172ZM175 120L173 121V123L175 122ZM182 120V119H181ZM194 120H195V118H194ZM193 120V121H194ZM219 120V119H218ZM232 120V119H231ZM234 120V119H233ZM241 120V119H240ZM242 120V121H243ZM58 121V120H57ZM88 121V120H87ZM112 121V120H111ZM146 121V120H145ZM144 121V122H145ZM153 121H152V124H153ZM162 121V120H161ZM187 121V120H186ZM186 121H184V123H186ZM195 121H197V120H195ZM236 121V120H235ZM256 121H257V119H256ZM260 121V120H259ZM70 122H71V120H70ZM84 122H85V120H84ZM89 122V121H88ZM91 122V121H90ZM147 122V121H146ZM156 122V121H155ZM154 122V123H155ZM160 122V121H159ZM180 122V121H179ZM181 122H183V121H181ZM211 122V121H210ZM227 122H228V117H227ZM233 122V121H232ZM249 122V121H248ZM73 123V122H72ZM75 123H78V122H74V124ZM81 123H82V121H81ZM85 123H87V122H85ZM92 123V122H91ZM97 123V122H96ZM149 123H151L150 121H149ZM157 123V122H156ZM156 123H155V125H156ZM166 123H167V120H166ZM166 123H164V124H166ZM168 123H170L169 121H168ZM167 123V124H168ZM188 123V122H187ZM186 123V124H187ZM193 123V122H192ZM197 123V122H196ZM207 123V122H206ZM209 123V122H208ZM208 123H207V125H208ZM219 123H221V122H219ZM241 122H240V125L242 124ZM259 123V122H258ZM79 124V123H78ZM138 124H139V122H138ZM142 123L140 122V125H141ZM158 124V123H157ZM161 124H163V123H161ZM166 124V126H167V128L169 127L168 125ZM194 124V123H193ZM193 124H191L192 126L191 127H193ZM198 124H199V122H198ZM212 124V123H211ZM214 124V123H213ZM218 124V123H217ZM222 124V123H221ZM223 124H224V122H223ZM257 124V123H256ZM73 125V124H72ZM77 125V124H76ZM83 125V124H82ZM87 125V124H86ZM94 125V124H93ZM136 125H137V123H136ZM135 125V126H136ZM158 125H160V124H158ZM169 125H171V124H169ZM174 125V124H173ZM172 125V126H173ZM177 125V124H176ZM178 125H181V123H179ZM219 126H220V124H218ZM231 125V124H230ZM260 125H261V123H260ZM84 126V125H83ZM88 126H90V125H88ZM99 126V125H98ZM132 126V125H131ZM138 126V125H137ZM147 126H148V124H147ZM160 126H162V125H160ZM165 126V127H166ZM172 126H170V127H172ZM186 126V125H185ZM187 126H188V124H187ZM223 126V125H222ZM225 126H227V124H225ZM241 126H244V125H241ZM250 126V125H249ZM256 126V125H255ZM76 127V126H75ZM74 127V128H75ZM106 127V126H105ZM139 127V126H138ZM145 127H146V125H145ZM150 127V126H149ZM157 127V126H156ZM164 127V126H163ZM176 127V126H175ZM180 127V126H179ZM178 127V128H179ZM183 127H184V125H183ZM216 127V126H215ZM248 127V126H247ZM246 127V128H247ZM260 127V126H259ZM77 128V127H76ZM83 128V127H82ZM82 128H81V131H82ZM94 128V127H93ZM104 128V127H103ZM129 127H127V129H128ZM140 128V127H139ZM160 128V127H159ZM166 128V129H167ZM177 128V127H176ZM185 128V127H184ZM188 128H190V127H188ZM196 128V127H195ZM219 128V129H218ZM217 129H218V132L219 131H221L220 130V127H218ZM222 128H224V126L222 127ZM227 128V127H226ZM235 128V127H234ZM263 128V126H261V129ZM88 129V128H87ZM143 129V128H142ZM148 129H151V128H148ZM157 129V128H156ZM165 129V130H166ZM173 129V128H172ZM214 128H212V129H210L209 127H207V128H205V129H202V130H205V132H206V134L208 133V132H211V134L213 133L212 131H216V132H214L215 134L217 133V130H213ZM242 129H243V127H242ZM77 130V129H76ZM75 130V131H76ZM83 130H85L84 128H83ZM102 130V129H101ZM131 129H129V131H130ZM137 130H139V129H136V131ZM161 130V129H160ZM171 130V129H170ZM178 130V129H177ZM185 130H186V128H185ZM196 130V129H195ZM259 130H260V128H259ZM264 130V129H263ZM79 131H80V127H79ZM86 131V130H85ZM124 131V130H123ZM141 131V130H140ZM147 131V130H146ZM162 131V130H161ZM161 131H159V132H161ZM164 131V130H163ZM167 131V130H166ZM169 131V130H168ZM180 131V130H179ZM178 131V133L181 135V138H182V134L180 133ZM183 131V130H182ZM229 131V130H228ZM236 131V130H235ZM241 131H243V130H241ZM84 132V131H83ZM90 132V131H89ZM96 132V131H95ZM108 132H109V129H108ZM142 132V131H141ZM144 130H143V133H142V135L141 136H144L143 134H144ZM156 132V131H155ZM192 132V131H191ZM199 132H201V131H199ZM222 132V131H221ZM225 132V131H224ZM255 132V131H254ZM98 133V132H97ZM127 133V132H126ZM134 133V132H133ZM132 133V134H133ZM152 133H153V131H152ZM163 133V132H162ZM171 132H168V134L166 133V132H164V134H166V137H168L169 136V139H168V142H169V140H170V137H172L173 138V136H171V134H174V133H171ZM184 133V132H183ZM196 133V132H195ZM213 133V134H214ZM223 133V132H222ZM226 133V132H225ZM228 133V132H227ZM233 133V132H232ZM242 133H244V132H242ZM241 133V134H242ZM80 134V133H79ZM87 135H88V133H86ZM128 134V133H127ZM141 134V133H140ZM176 134V133H175ZM199 134V133H198ZM212 134V135H213ZM236 134V133H235ZM235 134H234V136H235ZM246 134V133H245ZM82 135V134H81ZM84 135V134H83ZM89 135H90V133H89ZM92 135V134H91ZM98 135V134H97ZM107 135V134H106ZM126 135V134H125ZM137 135H139V133L137 134ZM136 135V136H137ZM153 135H154V133H153ZM158 135V134H157ZM156 134H155V137L157 136ZM160 135H161V133H160ZM178 135V134H177ZM179 135V136H180ZM192 135V134H191ZM203 135V134H202ZM208 135V134H207ZM248 135V134H247ZM134 136H135V134H134ZM148 136H150V135H148ZM186 136V135H185ZM80 137H82V136H79V138ZM92 137V136H91ZM139 138H140V135L138 136ZM153 137V136H152ZM160 137V136H159ZM165 137V138H166ZM178 137V136H177ZM200 137L202 138V136H201V134H200ZM203 137H204V135H203ZM209 137H210V135H209ZM221 137V136H220ZM245 137V136H244ZM252 137V136H251ZM250 137V139L252 140V138ZM60 138V137H59ZM69 138V137H68ZM84 138V137H83ZM90 138V137H89ZM99 138V137H98ZM127 138V137H126ZM143 138H145V137H143ZM157 138V137H156ZM155 138V139H156ZM176 138V137H175ZM180 138V139H181ZM194 138V137H193ZM198 138V137H197ZM214 138H216L217 139V137H214ZM232 138V137H231ZM55 139H57V138H55ZM64 139H65V137H64ZM66 139H67V136H66ZM94 139V138H93ZM97 139V138H96ZM95 139V140H96ZM149 139V138H148ZM158 139V138H157ZM162 139L163 140H165L164 139V137H162ZM176 139H178V138H176ZM186 139V138H185ZM191 139V138H190ZM196 139V138H195ZM219 139V138H218ZM220 139H223V137L222 138H220ZM225 139H227V138H225ZM224 139V140H225ZM248 139V141H250L251 143H249V144H252L251 146H249L252 150H254L251 154H249V153H247V154H245V153H241L240 151V154L241 155H239V157L237 158L236 157V159H237V163H236V166H235V170L231 173L232 175H231V178L229 179V177H227L226 179H224V180H228L227 182L229 183V181H231V186H230V188H229V191L228 192H226V191H224V193H222L220 196H219V198H220V201H217L216 199H215V197H216V195H214V191H216V188H214V189H210V190H208V192L206 193V200H207V207L205 208V209H202V204H200L199 203V201H197L199 204H198V208L196 209V207L193 209V210H191L190 211V216L189 217H191V218H193V220H197V218L198 217H201V216H204L205 218L204 219H202V220H198L197 221V223H198V225L197 226H195V228H196V230H197V234H196V232H195V230H194V232H195V234L193 235L192 234V236H189V235H184V236H181V234H180V232L182 231L180 228H178L177 230H179L178 232H179V236H174V237H177V238H180L182 241H183V245L185 244V248H183V246H181L180 245V242H178L179 243V245L180 246H178V247H175L174 249H172L169 245L171 244H168L166 241L165 242H161V244L160 245H158L157 246V250L156 251H149V250H147V251H140L139 250V248L140 247H142V244H143V241H142V237L144 236L143 235V231L141 230L140 232V237L139 238H137V240H136V242H137V244H138V248L136 247V246H133L132 244V246H133V248L134 247H136V249H135V251H130L129 250V254H130V256H132V257H134V258H137V259H135V261L133 262V263H135V264H204V260H205V262H206V259L207 260H209V261H217V260H219L220 258H222L223 256H225V254L224 255H220V257H219V255L217 254L218 252H216L217 250H219L220 248H222V247H225L226 248V246H228L229 244L231 245V243H234L239 237H240V235H241V232L243 231L244 232V230H242L241 231V229L243 228V227H245V225L248 223V221H249V219H251V218H254L255 220L256 219H258V220H260L261 218L263 219L264 218V157H262V154L264 155V153L263 152H261V151H263V150H261L260 152L262 153V154H259V151L257 150V149H260V148H262V149H264V138H260L259 139V144H257V142H256V144L255 143H252V141L249 139V138H247ZM59 140H61V139H59ZM63 140V139H62ZM94 140V141H95ZM99 140V139H98ZM98 140H96L97 142H98ZM105 140V139H104ZM107 140V139H106ZM111 140V139H110ZM130 140V139H129ZM133 140V139H132ZM135 140V139H134ZM139 140L140 139H138V140H136V142H134V143H137V141L139 142ZM145 140V139H144ZM201 140V142L203 143L204 141H202V139H199V141ZM205 140V139H204ZM210 140V139H209ZM211 140H213L214 141V139H211ZM227 140H229V139H227ZM227 140H225V141H227ZM232 140V139H231ZM241 140V139H240ZM65 141V140H64ZM63 141V142H64ZM73 141V140H72ZM71 141V142H72ZM151 141V140H150ZM149 141V142H150ZM155 141L156 140H154L153 142H152V144L154 145V143H155ZM159 141V140H158ZM172 141V140H171ZM173 141H174V139H173ZM191 141V140H190ZM208 141V140H207ZM212 141V142H213ZM246 141V140H245ZM248 141H246L247 143H248ZM66 142H68V141H66ZM71 142H69V143H67V144H69V145H71L70 143ZM125 142V141H124ZM143 142V141H142ZM141 142V143H142ZM148 142V143H149ZM161 142V141H160ZM219 142V141H218ZM218 142H215V144H218ZM223 142V141H222ZM240 142V141H239ZM242 142V141H241ZM243 142H244V140H243ZM246 142H244V143H246ZM88 143V142H87ZM96 143V142H95ZM105 143V142H104ZM156 143H158L157 141H156ZM191 143V142H190ZM206 143V142H205ZM204 143V144H205ZM220 143V142H219ZM224 143V142H223ZM226 143V142H225ZM227 143H228V141H227ZM226 143V145H228ZM231 143V142H230ZM235 143H236V141H235ZM53 144V143H52ZM163 144V143H162ZM166 144V143H165ZM170 144V143H169ZM197 144H200L201 145V143H198V141H197ZM197 144H195V145H197ZM221 144V143H220ZM219 144V145H220ZM68 145V146H69ZM100 145V144H99ZM136 145H140L139 143L138 144H136ZM145 145H146V143H145ZM151 145V144H150ZM157 145V144H156ZM156 145H154V146H156ZM159 145V144H158ZM173 145V144H172ZM195 145H194V147H195ZM200 145H198V147L200 146ZM203 145V144H202ZM210 145V144H209ZM233 145V144H232ZM231 145V146H232ZM236 145V144H235ZM235 145H233V146H235ZM245 145V144H244ZM248 145V144H247ZM84 146V145H83ZM141 146H142V144H141ZM165 146V145H164ZM189 146V145H188ZM205 146V147H204ZM206 146L207 145H203L202 147H203V149L204 148H206ZM221 147H222V144L220 145ZM225 146V145H224ZM87 147V146H86ZM151 147H153L152 145H151ZM156 147H158V146H156ZM155 147V148H156ZM172 147V146H171ZM193 147V146H192ZM211 147H213V145L211 146ZM211 147H208V148H210L211 149ZM215 147V146H214ZM216 147H218L217 145H216ZM144 148V147H143ZM154 148V147H153ZM163 148V147H162ZM168 149H170L169 147H167ZM200 148V147H199ZM230 147H228L227 149H229ZM70 149V148H69ZM118 149V148H117ZM132 149V148H131ZM142 149V148H141ZM140 149V150H141ZM147 149V150H146ZM145 150H146V154L148 155V153L151 151V150H153V149H151V148H146ZM187 149V148H186ZM188 149L190 150L191 149V146L190 147H188ZM193 149V148H192ZM191 149V150H192ZM202 149V148H201ZM222 149H223V147H222ZM221 149V150H222ZM226 149V148H225ZM226 149V151H228ZM231 149H234V148H231ZM231 149H229L230 151H232ZM237 149L239 150V148H238V146H237ZM242 149V148H241ZM163 150V149H162ZM220 150V149H219ZM237 150V151H238ZM243 150V149H242ZM251 150V151H252ZM111 151V150H110ZM164 151V150H163ZM169 151V150H168ZM171 151V150H170ZM188 151V150H187ZM205 151H207V149L206 150H204V152ZM211 150H209L208 151V153L210 152ZM213 151H214V148H213ZM215 151H216V149H215ZM108 152V151H107ZM137 152H138V150H137ZM156 152H158V151H156ZM191 152V151H190ZM193 152H195V151H193ZM225 152V151H224ZM223 152V153H224ZM233 152H235V150H233ZM255 152H256V154H255ZM169 153V152H168ZM199 153V152H198ZM212 153V152H211ZM214 153V152H213ZM236 153H238V152H236ZM138 154V153H137ZM142 154V153H141ZM141 154H139V155H141ZM192 154V153H191ZM200 154L203 156V155H205V154H202V152L200 151ZM216 154H218L217 153V151H216ZM187 155V154H186ZM199 155V154H198ZM201 155L199 156L200 158H201ZM219 155H220V152H219ZM236 155H238V154H236ZM113 156V155H112ZM142 156H143V154H142ZM209 156L211 157L212 156V154L210 155L209 154ZM218 156V155H217ZM206 157H208V156H206ZM209 157V158H210ZM214 157H216L215 155H214ZM214 157H212L213 159H214ZM48 158V157H47ZM144 158H145V154H144ZM119 159V158H118ZM149 159V158H148ZM203 159V158H202ZM211 159V158H210ZM217 159V158H216ZM224 159V158H223ZM235 159V158H234ZM236 159H235V161H236ZM115 160H116V158H115ZM146 160H147V158H146ZM152 160V159H151ZM218 160V159H217ZM217 160H215V161H217ZM118 161V160H117ZM122 161V160H121ZM142 161V160H141ZM143 161H144V159H143ZM174 161V160H173ZM208 161H209V159H208ZM211 161V160H210ZM140 162V161H139ZM138 162V163H139ZM150 162V161H149ZM170 162V161H169ZM168 162V163H169ZM181 162L183 163V161L181 160ZM207 162V161H206ZM220 162V161H219ZM232 162V161H231ZM176 163H178V162H176ZM181 163V164H182ZM209 163V162H208ZM215 163H217L218 164V161L217 162H215ZM223 163V162H222ZM97 164V163H96ZM145 164V163H144ZM151 164V163H150ZM154 164V163H153ZM172 164V163H171ZM179 164V163H178ZM213 164V163H212ZM226 164V163H225ZM139 165V164H138ZM137 165V166H138ZM145 165H147V161H146V164ZM232 165H233V163H232ZM115 166V165H114ZM116 166L117 167H119L117 164H116ZM149 166V165H148ZM170 166V165H169ZM175 166V165H174ZM180 166V165H179ZM220 166H221V164H220ZM229 166H231V165H229ZM116 167V168H117ZM155 167V166H154ZM153 167V168H154ZM206 167V166H205ZM224 168H225V166H223ZM223 167H221V168H223ZM232 167V166H231ZM116 168H115V171H116ZM142 168V167H141ZM203 168V167H202ZM223 168V169H224ZM233 168V167H232ZM120 169V168H119ZM135 169V168H134ZM208 169V168H207ZM99 170V169H98ZM127 170V169H126ZM204 170V169H203ZM202 170V171H203ZM222 170V169H221ZM228 170V169H227ZM227 170H225V171H222L221 173H219L218 172V174L214 177L213 175H211V176H213L214 177V179H213V181H214V183L215 184H213V185H215V186H219L220 185V181H221V179H223L224 177H225V174L227 173L226 171ZM119 171V170H118ZM117 171V172H118ZM134 171V170H133ZM158 171V170H157ZM217 171H219L218 169H217ZM114 172V171H113ZM121 172H122V170H121ZM129 172V171H128ZM131 172H132V170H131ZM140 172V171H139ZM161 172V171H160ZM165 172V171H164ZM206 172V171H205ZM225 172V174H223ZM231 172V171H230ZM125 173V172H124ZM141 173V172H140ZM146 173V172H145ZM165 173H167V172H165ZM202 173H204V172H202ZM119 174H122V173H120L119 172ZM126 174V173H125ZM153 174V173H152ZM169 174V173H168ZM206 174V173H205ZM207 174H208V172H207ZM230 174V173H229ZM123 175V174H122ZM128 175V174H127ZM139 175V174H138ZM143 175V174H142ZM155 175H156V178L158 179V180H162L163 182L164 181H167V177L166 176H163V175H159V174H157L156 172H155ZM174 175V174H173ZM210 175V174H209ZM133 176H135V175H133ZM148 176V175H147ZM151 176V175H150ZM202 176H204V175H202ZM201 176V177H202ZM228 176V175H227ZM122 177V176H121ZM137 177V176H136ZM140 177V176H139ZM175 177V176H174ZM206 177V176H205ZM207 177H208V175H207ZM102 178V177H101ZM119 178V177H118ZM169 178H170V176H169ZM180 178V177H179ZM94 179V178H93ZM183 179H184V177H183ZM201 179V178H200ZM100 180V179H99ZM119 180V179H118ZM145 180V179H144ZM148 180V179H147ZM151 180V179H150ZM171 180H172V178H171ZM203 180V179H202ZM208 180V179H207ZM223 180V181H224ZM95 181H98V180H95ZM102 181V180H101ZM94 182V181H93ZM117 182V181H116ZM140 182V181H139ZM145 182V181H144ZM147 182V181H146ZM154 182V181H153ZM157 182V181H156ZM162 182V183H163ZM102 183H104V181L102 182ZM135 183H136V181H135ZM141 183H143V181L141 182ZM150 183H152L151 181H150ZM149 183V184H150ZM171 183V182H170ZM183 183V182H182ZM105 184V183H104ZM127 184V183H126ZM164 184V183H163ZM176 184V183H175ZM178 184V183H177ZM184 184V183H183ZM137 185V184H136ZM135 185V186H136ZM141 185V184H140ZM153 185V184H152ZM155 185V184H154ZM157 185V184H156ZM171 185H172V183H171ZM179 185V184H178ZM213 185L211 186V187H213ZM139 186V185H138ZM182 186V185H181ZM185 186V185H184ZM146 187V186H145ZM156 187H159V185H157ZM175 187H176V185H175ZM179 187H180V185H179ZM183 187V186H182ZM223 187V186H222ZM225 187V186H224ZM135 188V187H134ZM137 188V187H136ZM154 188V186H151V184H150V186L148 185L147 186V190H152ZM171 188H172V186H171ZM174 188V187H173ZM172 188V189H173ZM177 188V187H176ZM175 188V189H176ZM187 188V187H186ZM198 188H199V186H198ZM204 188H206V187H204ZM204 188L202 189V190H204ZM174 189V190H175ZM224 189H226V188H224ZM138 190V189H137ZM158 190V189H157ZM160 190V189H159ZM189 190V189H188ZM206 191H207V189H205ZM153 191V190H152ZM193 191V190H192ZM219 191V190H218ZM139 192V191H138ZM144 192V191H143ZM147 192V191H146ZM150 192V191H149ZM204 192V191H203ZM140 193V192H139ZM138 193V194H139ZM184 194L185 193H187V192H185V189H184V192H183ZM182 193V194H183ZM181 194V195H182ZM193 194H194V191H193ZM146 195V194H145ZM147 195H148V193H147ZM146 195V196H147ZM149 195H151V193L149 194ZM181 195H180V197H181ZM189 195V194H188ZM139 196H140V194H139ZM201 196H202V194H201ZM144 197V196H143ZM227 197L230 199V201H227ZM145 198V197H144ZM218 198V199H219ZM141 199V198H140ZM146 199V198H145ZM177 198H176V196L175 197H167V196H160L159 197V199H157V201H160L159 203L161 204V206H162V204L163 205H165V208H167V210H168V212H169V214H171V215H173V214H175V213H178V217L180 216V214H182L183 215V208H182V211H181V209H180V206L178 205V204H176V203H174L173 201H177L176 200ZM188 199V198H187ZM197 199H198V196H197ZM136 200V199H135ZM179 200H181L180 198H179ZM134 201V200H133ZM137 201V200H136ZM183 201V200H182ZM194 201V200H193ZM192 201V202H193ZM106 202H108V201H106ZM135 202V201H134ZM134 202H131V203H134ZM147 202H148V200H147ZM190 202V201H189ZM104 203H105V201H104ZM185 203H186V201H185ZM196 203V202H195ZM195 203H194V205H195ZM111 204H113V203H111ZM157 204H158V202H157ZM182 204V203H181ZM219 204H220V206H219ZM90 205V204H89ZM140 205V204H139ZM154 205V204H153ZM175 205H177V206H175ZM188 205V204H187ZM226 205H228L227 207H225ZM134 206V205H133ZM160 206V205H159ZM182 206H185V204L184 205H182ZM111 207H112V205H111ZM130 207V206H129ZM136 207H139V206H136ZM156 207H158L157 205H156ZM85 208H87V207H85ZM116 208V207H115ZM155 208V207H154ZM153 208V209H154ZM159 208V207H158ZM161 208H163V207H161ZM160 208V209H161ZM232 208V209H231ZM114 209V208H113ZM164 209V208H163ZM185 209V208H184ZM187 209V208H186ZM86 210V209H85ZM108 210H110V209H108ZM187 210H189V209H187ZM187 210H184L185 212H188ZM112 211V210H111ZM114 211H116V210H114ZM131 211V210H130ZM141 211V210H140ZM145 211V210H144ZM147 211H148V209H147ZM178 211V212H177ZM84 212H87V211H84ZM153 212V211H152ZM163 212V211H162ZM166 212V211H165ZM145 213V212H144ZM150 213V212H149ZM164 213V212H163ZM151 214V213H150ZM149 214V215H150ZM86 215V214H85ZM130 215V216H129ZM132 215H134V214H128V217H129V221H131L132 219L130 218V217H132ZM139 215V214H138ZM148 215V214H147ZM135 216V215H134ZM167 216H169V215H167ZM184 216H185V213H184ZM188 216V215H187ZM171 217V216H170ZM211 217H213V219H214V222H215V218H216V222L214 223L213 221H212V225L210 224V222H211V220H210V222H209V219L211 218ZM242 218V220H243V222H244V220H245V223L243 224V225H239V226H237L238 228L236 229V227L233 225L234 224V222L235 221H240L239 220V218ZM180 218H182L181 216H180ZM209 218V219H208ZM153 220H154V218H152ZM151 219V220H152ZM170 219H173V218H170ZM184 219H186V217L184 218ZM199 219V218H198ZM208 219V220H207ZM261 219V220H262ZM135 220V219H134ZM148 220H150V218L148 219ZM174 220V219H173ZM254 220V221H255ZM258 220H256V221H258ZM146 221V220H145ZM132 222H134V221H132ZM137 223H138V221H136ZM135 222V223H136ZM174 222V221H173ZM175 222H176V219H175ZM182 222V221H181ZM189 222V221H188ZM252 222V221H251ZM261 222V221H260ZM131 223V222H130ZM166 223V222H165ZM177 223H179V220L177 221ZM184 223V222H183ZM186 223H187V221H186ZM190 223V222H189ZM208 223L210 224V225H208ZM239 223V222H238ZM254 223V222H253ZM133 224V223H132ZM144 224V223H143ZM191 224V223H190ZM257 224V223H256ZM262 224V223H261ZM264 224V223H263ZM163 225H166V224H164L163 223ZM176 225V224H175ZM180 225V224H179ZM258 225V224H257ZM132 226H134V225H132ZM161 226V225H160ZM184 226H185V224H184ZM193 226V225H192ZM207 226V227H206ZM234 226V227H233ZM165 227V226H164ZM166 227H168L167 225H166ZM175 227H177V226H175ZM188 227L190 228V226H189V224H188ZM187 227V228H188ZM204 227H206V231L205 232H201V230H202V228H204ZM249 227V226H248ZM259 227V226H258ZM263 227V226H262ZM182 228V227H181ZM261 228V227H260ZM140 229V228H139ZM138 229V230H139ZM154 229V228H153ZM164 229V228H163ZM169 229V228H168ZM191 229V228H190ZM257 229V228H256ZM262 229H264V227L263 228H261V230ZM79 230V229H78ZM77 230V231H78ZM177 230H175V231H177ZM191 230H193V228L191 229ZM247 230H248V228H247ZM75 231H76V229H75ZM75 231H74V234H77L78 232L76 231V233H75ZM80 231V230H79ZM233 231V232H232ZM246 231V230H245ZM168 232H169V230H168ZM193 233V232H192ZM245 233V232H244ZM257 233H259V232H257ZM128 234V233H127ZM173 234H177V233H173ZM191 234V233H190ZM263 234V233H262ZM78 235H79V233H78ZM81 235V234H80ZM154 235V234H153ZM247 235V234H246ZM260 235V234H259ZM264 235V234H263ZM84 236V235H83ZM169 236H170V234H169ZM168 236V237H169ZM243 236V235H242ZM258 236V235H257ZM77 236H75V238H76ZM79 237V236H78ZM122 237V236H121ZM155 237V236H154ZM173 237V236H172ZM174 237H173V239H174ZM245 237V236H244ZM259 237V236H258ZM258 237H256V238H258ZM80 238V237H79ZM78 238V239H79ZM147 238V237H146ZM159 238V237H158ZM241 238V237H240ZM240 238H239V240H240ZM243 238V237H242ZM241 238V239H242ZM246 238V237H245ZM245 238H243V239H245ZM249 238V237H248ZM260 238V237H259ZM170 239V238H169ZM254 239V238H253ZM132 240V239H131ZM131 240H129V241H131ZM160 240V239H159ZM162 240V239H161ZM167 240V239H166ZM177 240H179V239H177ZM261 240H264V237L262 236V239ZM76 241V240H75ZM128 240H127V242H129ZM174 241V240H173ZM256 241V240H255ZM254 241V242H255ZM259 241V240H258ZM77 242V241H76ZM132 242V241H131ZM135 242V243H136ZM157 242H158V240H157ZM160 242V241H159ZM175 243V244H178V243ZM237 242V241H236ZM236 242H235V244H236ZM77 243H79V241L77 242ZM124 243V242H123ZM133 243V242H132ZM80 244V243H79ZM121 244V243H120ZM128 244V243H127ZM126 243H125V245H127ZM134 244V243H133ZM187 244L189 245V246H187ZM242 243H240V245H241ZM74 245H75V243H74ZM129 245V244H128ZM172 245V244H171ZM243 245V244H242ZM242 245H241V247H242ZM246 246H247V242H246V244H245ZM59 246L60 245H56L55 247H53L52 248V250L49 252V254L44 258V259H42V261L41 262H39L40 264H64V260H65V254H64V252H61L60 250H62V249H60L59 250ZM65 246V245H64ZM82 246V245H81ZM151 246V245H150ZM155 246V245H154ZM244 246V245H243ZM91 247V246H90ZM128 247H131L130 245L129 246H127V248ZM152 247H153V245H152ZM151 247V248H152ZM230 247V246H229ZM77 246H75L73 249H74V251H76L77 250ZM125 248V247H124ZM225 248H223V249H225ZM243 248V247H242ZM245 248V247H244ZM253 248V247H252ZM256 248V247H255ZM260 248V247H259ZM70 249V248H69ZM129 249V248H128ZM128 249H126V250H128ZM152 249H154V248H152ZM227 249V248H226ZM225 249V250H226ZM248 249H250V247L248 248ZM67 250V249H66ZM65 250V251H66ZM88 250H89V248H88ZM87 250V251H88ZM151 250V249H150ZM221 250V249H220ZM85 251V249L84 248H81V250H79L78 252H77V255H76V260L74 261L75 262V264H83L82 262H85V260H87L88 258V255H86L87 257H83L82 258V255H83V253L82 252H84ZM70 252H71V249H70ZM86 252V251H85ZM84 252V253H85ZM256 252V251H255ZM20 254V253H19ZM71 254V253H70ZM73 254V253H72ZM69 255V254H68ZM85 256V255H84ZM122 256V257H121ZM226 256H227V254H226ZM239 256V255H238ZM70 256H68V258H69ZM74 257V256H73ZM72 257V258H73ZM95 257V256H94ZM108 257L109 256H105V260H107L108 259ZM72 258H70L72 261H73V259ZM75 258V257H74ZM87 258V259H86ZM96 258V257H95ZM120 258L122 259V260H124L125 258H126V255H120ZM256 258H258V257H256ZM104 259H102L100 262H102V261H104ZM224 260H225V258H223ZM223 259H221L222 261H224ZM259 260V259H258ZM26 261V260H25ZM30 261V260H29ZM89 261V260H88ZM239 261V260H238ZM67 262V261H66ZM98 262V261H97ZM201 262H203V263H201ZM19 263V262H18ZM28 263V262H27ZM104 263V262H103ZM102 263V264H103ZM218 263V262H217ZM226 263V262H225ZM229 263V262H228ZM262 263V262H261ZM23 264H26V263H23ZM68 264H71V263H68ZM232 264V263H231ZM244 264V263H243Z\"/></svg>",
    "mask_w": 264,
    "mask_h": 264
}]
</instances>
